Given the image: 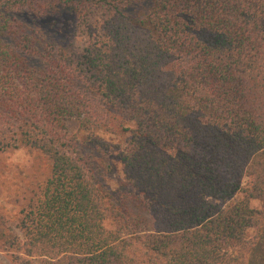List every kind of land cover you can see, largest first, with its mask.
Returning a JSON list of instances; mask_svg holds the SVG:
<instances>
[{
    "label": "trees",
    "instance_id": "16d2710c",
    "mask_svg": "<svg viewBox=\"0 0 264 264\" xmlns=\"http://www.w3.org/2000/svg\"><path fill=\"white\" fill-rule=\"evenodd\" d=\"M21 147L51 173L0 215L16 264H264V0H0Z\"/></svg>",
    "mask_w": 264,
    "mask_h": 264
},
{
    "label": "rangeland",
    "instance_id": "374dc122",
    "mask_svg": "<svg viewBox=\"0 0 264 264\" xmlns=\"http://www.w3.org/2000/svg\"><path fill=\"white\" fill-rule=\"evenodd\" d=\"M80 44L83 45L84 41H80ZM101 136L112 139L109 134H101ZM114 163L115 168L106 173L107 182L113 186L122 174L120 163L115 159ZM50 173L51 161L40 151L28 147L0 150V215L9 219L10 224L15 225L20 217L21 201L29 194L30 188L47 179ZM252 205L260 206V203L253 201ZM253 233L249 231L248 238L252 239ZM0 258L4 264H16L7 252L0 251ZM252 264L262 263L252 262Z\"/></svg>",
    "mask_w": 264,
    "mask_h": 264
}]
</instances>
